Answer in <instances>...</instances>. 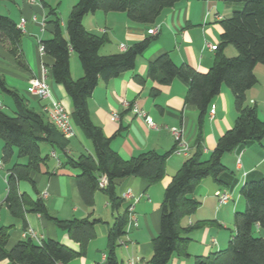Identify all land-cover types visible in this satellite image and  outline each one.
I'll use <instances>...</instances> for the list:
<instances>
[{
  "label": "trees",
  "instance_id": "1",
  "mask_svg": "<svg viewBox=\"0 0 264 264\" xmlns=\"http://www.w3.org/2000/svg\"><path fill=\"white\" fill-rule=\"evenodd\" d=\"M179 0H77L70 8L65 27L61 25L56 7L43 2L47 8L48 23L53 25L51 37L41 39L38 45L42 53L51 56L53 63L50 75L56 84L62 86L72 105L69 113L73 125L90 140L94 155L81 153L77 157L65 154L69 139L51 122L43 110L44 103L38 98L37 106L14 89H10L0 75V91L12 101L14 115H8L0 104V139L2 145L1 161L9 164L14 154L22 162H12L6 169V195L4 205L9 214L22 222L27 228L25 215L38 213L66 231L79 245L74 251L68 246L46 239L36 242L30 237L18 240L8 246L11 226L0 225V261L8 260L14 264H61L71 258L84 255L89 241L94 237V226L99 218H72L61 220L50 214L45 201L32 198L20 190V182H28L38 193L31 178L32 172H39L48 155H42V145L64 153V165L79 170L76 176L78 192L84 203L93 205L96 190L102 191L113 210L123 203L116 191L118 181L126 177H140L148 184L160 181L165 175L166 160L172 150L159 153L155 150L140 152L129 159H123L111 148V137L90 119L87 99L100 80L109 81L121 73L133 70L136 59L155 40V35L145 36L118 53L102 55L100 48L108 42L106 33L95 34L85 29L83 18L96 11L103 13L124 12L135 23L150 28L162 10L172 7ZM240 4L241 8L219 21L221 32L216 45L212 65L205 72H199L187 64H175L168 53H162L148 62L146 77L134 74V80L143 84L146 78L159 85L170 84L175 78L182 79L186 85L184 103L197 110L198 132L193 153L182 162L179 169L167 183L161 201L160 229L152 242V254L147 264H167L173 254L188 257V234L209 221L185 227L184 217L190 216L200 202L193 197L198 183L206 177L221 182L220 175L227 171L221 162L226 152L251 141L264 137V118L260 119L257 109L246 100V91L256 82L254 67L264 66V0H227ZM22 29L7 15L0 14V43L7 46L8 53L16 63L22 65ZM232 45L235 56H226L224 48ZM75 53L82 68V75L73 79L70 72V54ZM227 86L233 95L236 117L233 125L216 141L213 150L204 158L201 148L202 127L208 117L213 99ZM159 93L157 87L150 89L151 96ZM105 176V187L98 186V179ZM245 206L233 216L234 233L225 248L197 255L192 264H264V238L253 234L257 225L264 229V176L245 182L240 188ZM125 210L115 217L107 231V264H120L115 255L119 239L125 234L127 222Z\"/></svg>",
  "mask_w": 264,
  "mask_h": 264
},
{
  "label": "crops",
  "instance_id": "2",
  "mask_svg": "<svg viewBox=\"0 0 264 264\" xmlns=\"http://www.w3.org/2000/svg\"><path fill=\"white\" fill-rule=\"evenodd\" d=\"M4 1L9 2L7 16L12 18L23 31L20 44L22 65L19 66L8 53L7 46L0 43V75L10 89L29 98V103L37 106V103L30 102V98L33 97L30 94L29 79L39 77L43 66L48 71L47 81L53 97L70 113L72 105L69 97L50 75L53 58L40 53L38 49L39 40L51 37L53 30V25L47 22V8H44L43 3L30 2V0ZM76 1L70 0L68 7ZM60 2L62 1H57L55 5L49 3L56 7L58 16L57 8ZM239 8H241L240 4L230 3L227 0H179L172 7L162 10L150 26L158 27L157 33L154 34L156 38L137 57L134 69L106 82L100 80L87 99L90 119L107 137H111V148L123 159H129L148 150L159 153L172 150L175 142L170 132L171 127L180 129L182 137L189 145L187 155L174 150L169 154L165 175L160 181L149 185L143 178L130 176L121 179L115 186L120 198L122 193L129 189L137 199L134 203L137 226L125 232L115 248V255L120 264H130V262L147 264L152 254L151 240L160 229V205L164 189L182 162L193 153L198 132L197 110L194 105L184 103L187 85L182 79L175 78L170 84L159 85L146 78L145 82L140 84L134 80V74L146 77L148 62L162 53H168L177 65L184 63L199 72L207 71L213 63L215 50L209 49L205 44L219 43L221 32L219 21L228 18ZM33 17L35 20H32ZM59 18L64 28L67 18L65 21L61 20L60 16ZM82 22L89 32L107 34L108 44L105 43L99 51L102 55L121 52L148 34L146 25L130 21L124 12L96 11L87 14ZM119 44L123 45L124 49L118 47ZM231 46L227 45L224 48L225 55H236V50ZM74 54L73 52L70 54V72L71 77L75 79L82 75V68ZM254 74L257 82L246 91V100L256 107L261 119L264 118V66L259 67L256 64ZM152 87L159 89L156 96L150 94ZM132 105L143 110L151 118L153 126H150L143 117L134 114L130 108ZM211 108L214 110L213 114L209 113ZM209 112L202 127L201 148L204 158L213 150L219 136L233 125L236 117L233 95L227 86L221 87L220 93L213 99ZM113 114L117 115L116 119L111 118ZM2 145L0 139V160ZM41 150L42 155H48L47 160L39 172H32L30 175L38 193L34 192L26 181L20 182V190L32 198L40 196L45 201L50 214L58 219L69 220L88 216L101 220L94 226L95 235L89 241L86 253L61 264H107V231L115 217L125 210L126 201L123 200L118 210H113L107 196L102 191L96 190L93 205L88 206L84 203L76 184L79 170L63 164L66 155L71 157H77L81 153L94 155L90 140L76 127L75 135L69 139L65 149L66 155L47 145H42ZM12 162H22V159H18L14 154L9 164ZM221 162L227 168V171L220 175L221 182H216L212 177L203 178L193 192V197L200 202L198 208L193 214L181 220V224L185 227L204 221L210 223L188 234L190 237L187 245L188 257L173 254L167 264H192L195 256L222 249L228 243L234 233V213L242 211L245 206L240 200L241 186L247 181L264 176V137L260 141L247 142L231 152L224 153ZM9 164L3 163L0 170L2 202L0 225L11 226L8 242V246H11L22 239L21 235L25 229L20 220L9 214L3 202L6 195L4 175ZM219 189L227 190L230 194V199L224 204H219L214 195ZM25 219L26 229L34 232L36 239L33 240L36 242L53 239L74 251L79 250L78 243L71 239L66 231L59 229L52 220L33 212L26 213ZM253 230L256 236L264 238V229L254 225ZM0 264L14 263L1 260Z\"/></svg>",
  "mask_w": 264,
  "mask_h": 264
},
{
  "label": "built area",
  "instance_id": "3",
  "mask_svg": "<svg viewBox=\"0 0 264 264\" xmlns=\"http://www.w3.org/2000/svg\"><path fill=\"white\" fill-rule=\"evenodd\" d=\"M38 2L43 3L49 0H30V2ZM32 20H35L33 17ZM23 22V19L21 20ZM158 27H150L146 31L148 34L154 35L157 33ZM206 47L211 50L216 49V45L206 43ZM121 48L124 49L123 45ZM39 52L42 53L41 46L38 45ZM48 71L43 66L41 67V74L39 77H31L29 79L30 85V94L34 98H38L40 100L46 101L44 104L43 110L46 112L47 116L51 120V122L55 125V127L61 132L64 138L70 139L75 135V127L72 123L69 113L65 110L64 106L53 97L50 86L47 81ZM132 112L140 117H143L145 121L153 126L151 118L146 115V113L139 109L136 105L130 106ZM213 108L210 109V114H213ZM112 119H116L117 115L113 114ZM170 132L174 137L175 148L174 151L180 153L182 155H187L189 151V145L182 137V132L180 129L176 127H171ZM3 167V162L0 160V170ZM6 175L4 178L6 180ZM107 183V179L105 176H101L98 179V186L103 188ZM214 195L217 197V201L219 204H224L230 199V194L227 190H216ZM122 199L127 202L126 212H127V222L125 224V232H127L130 228L137 226V220L134 214V203L137 200L131 194L130 190H126L122 193ZM2 204L0 200V205ZM22 239L26 237H30L32 239H36V236L32 230L25 229V232L21 235ZM131 264V262H130Z\"/></svg>",
  "mask_w": 264,
  "mask_h": 264
},
{
  "label": "rangeland",
  "instance_id": "4",
  "mask_svg": "<svg viewBox=\"0 0 264 264\" xmlns=\"http://www.w3.org/2000/svg\"><path fill=\"white\" fill-rule=\"evenodd\" d=\"M57 1H59V0H49V3L51 4V5H55L56 3H57ZM60 1H62V2H60L59 3V5H58V13H59V16L61 17V20H63V21H65V18H67V16H68V12H69V8H71V7H68V2L70 1V0H60ZM8 1H4V0H0V14H4V15H7V9L9 8V6H7L8 5ZM3 5H5V6H3ZM90 23L92 22V20H88ZM49 38V37H48ZM106 44H108V43H106ZM121 47V44H119L118 45V47ZM231 46V45H230ZM233 49H235L233 46H231ZM74 56H76L75 54H74ZM227 56V55H226ZM232 56H235V54L234 55H232ZM229 57H231V56H229ZM77 59V58H76ZM259 65V67L261 66V67H263V65L262 64H258ZM79 78V77H78ZM74 79V78H73ZM75 79H77V78H75ZM28 101H29V98H28ZM0 102H1V104H2V110L6 113V114H8V115H14V112H13V105H12V102H11V98L9 97V96H7L5 93H1L0 92ZM30 102L31 103H38L37 101H35V100H33L32 98H30ZM41 102H43L44 104L46 103V101H43V100H41ZM257 106H259V105H257ZM39 106H37V108H38ZM66 110V109H65ZM67 111V110H66ZM261 119H263V117L261 118ZM22 161H23V159H22ZM243 203H244V200L241 198L240 199ZM243 210V209H242ZM256 232L253 230V234H255ZM255 236H256V234H255ZM227 246V243H226V245L224 246V248Z\"/></svg>",
  "mask_w": 264,
  "mask_h": 264
}]
</instances>
